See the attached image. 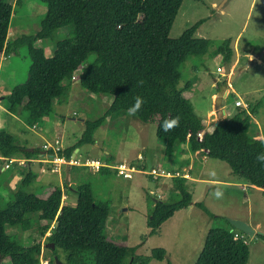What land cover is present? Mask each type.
<instances>
[{
	"label": "trees",
	"instance_id": "trees-1",
	"mask_svg": "<svg viewBox=\"0 0 264 264\" xmlns=\"http://www.w3.org/2000/svg\"><path fill=\"white\" fill-rule=\"evenodd\" d=\"M13 1L18 5L21 2L0 0V53H19L18 49L25 47L30 63L26 79L4 96L7 110L20 107L34 121L48 116L53 102L68 96L79 68L82 69L76 79L83 89L94 95L106 90L113 94L105 113L85 121L81 137L60 154L69 157L75 148L93 144V134L106 117L127 113L135 97L140 96L145 103L135 117L144 123H154L159 137L173 144H187L190 152L202 151L208 157L224 161L239 180L264 191V166L256 160L257 154L264 152V137L257 136L252 122L259 104L250 109L239 107L230 117L219 118L211 130H205L184 93L192 82L179 86L183 64L192 56L204 55L211 43L195 36L202 19L178 37H169L183 0H40L47 9L39 29L33 35L9 40ZM62 28H67L68 33L54 43L52 55L46 56L42 47L35 46L37 40L52 41L54 33ZM230 42L227 38L215 49L228 64L234 53ZM91 53L95 58L90 68H83ZM177 115L181 118L180 126L165 132L161 127L163 121ZM25 148L13 134L0 128L1 157L25 158L28 163L42 151ZM101 169L105 170L102 173L110 172L105 166ZM21 177L19 188L0 207V228L9 226L22 231L23 222L28 220L32 231L27 242L17 234L0 231V259L8 257L11 264H41L43 238L54 244V248L49 247L53 257L46 258L49 264L57 262L54 256L59 260L58 250L64 253L65 264H147L152 258H166L165 249L160 247L154 248L150 256L141 257L135 254L138 246L108 240L104 231L110 201L92 197L88 183L81 190L64 183L65 191L75 194V203L69 207L62 205V188L57 187L46 198H40L29 191L36 174L29 169ZM175 181L177 192L172 194L175 196L168 201H156L147 216L149 236L156 234L176 211L192 204L185 178L178 177ZM195 205L212 218L225 219L230 228H209L193 264H247V235L226 218L211 213L201 202ZM236 233L243 236L235 238ZM255 235L264 241V234ZM167 264H171L169 259Z\"/></svg>",
	"mask_w": 264,
	"mask_h": 264
},
{
	"label": "rangeland",
	"instance_id": "rangeland-1",
	"mask_svg": "<svg viewBox=\"0 0 264 264\" xmlns=\"http://www.w3.org/2000/svg\"><path fill=\"white\" fill-rule=\"evenodd\" d=\"M46 9V4L40 0H21L19 5L13 1V13L7 39L13 40L21 35H33L40 27ZM200 19L203 21L199 24L195 36L209 39L211 43L204 55L192 56L183 64L179 86L183 87L186 82H192V86L184 93L190 99L197 116L205 124V130L213 128L214 124L210 119L216 117L215 114V116L210 115L207 118V111L211 107L209 96L211 93L218 92L216 85L211 86L214 79L218 82H229L230 92L225 103L226 117H230L236 110L234 101L238 95L243 102L249 104L248 107L245 104L240 107L246 106L245 108L250 109L259 103L258 113L255 116L259 118V123L264 130V0H183L169 31V37H178L184 29ZM67 33V28L59 29L54 33L52 41L49 39L37 40L35 46L42 47L45 55L50 56L54 43L65 37ZM227 38L231 40L230 47L233 48L235 45L238 54V64L230 75L225 74L226 61L223 55L215 51L217 46ZM18 51L19 53L12 52L5 55L0 63V97L7 95L13 86L22 83L27 77L30 63L27 50L25 47H21ZM251 54L255 55L254 61L249 58ZM94 58L95 54L91 53L83 67L90 68ZM239 69L241 70L238 74L230 80V76ZM77 74L78 72L75 73V76ZM196 76L201 79L200 84H202L198 90H194V77ZM111 100L112 98H103L102 100L100 97L97 98L96 95L83 89L75 78L71 83L68 96L53 102L52 111L46 118V123L56 129V134L63 135L61 144L76 143L75 141L81 137L83 125H85L80 121L81 118L93 120L102 116ZM87 110L89 111L87 112ZM19 112L22 113L19 114ZM0 113L1 117L8 118L7 131L15 136L19 145H31L44 150L42 148L44 143H53L54 140L50 138L49 134H45V136L42 133L45 128L44 120L34 121L25 112L18 111L17 117L23 118L18 122L15 119H9L14 117L8 111L0 110ZM139 128L144 131V138L141 137L142 142L136 143L135 132L137 133ZM256 128L257 125L254 123L253 129L256 130ZM93 135L98 144L116 159L120 157L123 149H128L131 154L136 155V150H142L144 147L149 152L156 147L163 150L166 143L156 136L153 124L145 125L138 118L130 117L128 113L124 112L107 116ZM43 138L46 139L43 140ZM79 149L78 155L86 150H91L93 155L104 158L100 149H93L91 144H85ZM168 160L169 157H165L160 163L152 165L168 168L171 167V162L169 160V163ZM48 161L45 165L52 166ZM16 166L13 163L11 169L4 170L0 174V207L12 195L6 176L10 172H16ZM35 166H32L33 171H35ZM136 167L145 172H135L131 179L116 175L112 169L109 173L91 174L92 171L89 170V174L80 175V180L83 179L89 184L92 197L97 200L110 201L105 229L107 239L128 246H138L135 254L141 257L150 256L154 248L165 249L166 258L163 260L152 258L147 264H167V259L171 264H193L203 247L207 230L211 227L230 228V225L223 218L210 217L194 204L188 209L180 211V219H177L179 213H175L162 225L160 232L149 236L146 220L153 210L155 202L168 201L175 195L165 198L167 197L165 193L162 196L161 190H158L162 179H156L149 175L150 168ZM29 169L27 165L23 166L20 175L22 176L23 172L27 173ZM169 171L173 173L174 170ZM191 174V176L201 179L199 181L187 180L193 200L201 202L211 213L227 220L229 218L239 219L251 226L258 223L256 233L264 234V191L261 188H256L245 180L235 177L228 178L229 165L211 157L206 160L195 157ZM55 181L56 179L52 181V185ZM223 181L233 184H224ZM37 183L38 179L31 183V187H35ZM59 184L56 181L55 185ZM218 185L223 186L225 193L223 199H216L212 195ZM165 186L172 188L170 183ZM31 187H29V191L33 189ZM71 198V195L66 197L63 205H66ZM185 214H188V217ZM49 222L52 227L54 220L51 219ZM0 231L2 234H17L22 241L27 242L32 229L29 221L25 220L22 224V231L9 226L1 227ZM246 239L249 245L247 264H264V241L257 235L247 236ZM46 243L48 242L43 238L40 256L43 259L53 257L51 248L49 245H45ZM58 254L59 264H65L64 253L58 250ZM0 264H11V262L8 257H4L0 259ZM51 264H57V262Z\"/></svg>",
	"mask_w": 264,
	"mask_h": 264
},
{
	"label": "crops",
	"instance_id": "crops-1",
	"mask_svg": "<svg viewBox=\"0 0 264 264\" xmlns=\"http://www.w3.org/2000/svg\"><path fill=\"white\" fill-rule=\"evenodd\" d=\"M232 49L234 51L233 55H235V56H234V59H231L230 64H228L229 65V74L228 75H230L233 72V70L236 68V65L238 64V54L236 53L235 45H234V47ZM4 58H5L4 53H0V63L3 61ZM232 58H233V56H232ZM249 58L252 59V61H254L255 60V55L251 54L249 56ZM81 69L82 68H79L76 72L79 73L81 71ZM75 78H76V76H75ZM200 83H201V79L198 76L194 77V85H195L194 90H198V89L201 88L202 84H200ZM223 83H226V82H224V81L218 82L216 79H214V83H212L211 86L214 87L216 85V88H217V91H218L220 85H222ZM226 84H227V90H228V94H229V92H230L229 82H227ZM9 92H10V90H9ZM8 94L9 93H7V95ZM112 95H113L112 91L110 92V90H106L105 93L98 94V95H96V97L97 98L100 97L101 100H102L103 98L110 99V98L113 97ZM216 97H217V92L211 93L210 96H209V99L211 100V105H210L211 107L207 111V118L210 117V115H214L215 116L214 102L216 100ZM2 99H4V96L0 97V110L1 111H8V113L12 117H14V118H9V119H11V120L15 119L16 121L20 122V120H22L23 118L17 117L18 116L17 113H18V111H22L21 108L18 107L14 111L6 110L7 109L6 100L5 99L2 100ZM68 99H69V97H68ZM237 99L241 100L242 106H244V104L247 107L249 106V104L243 102L242 98L240 96H238V95L235 98V100H237ZM239 107L240 106H236V110ZM240 108H243V107H240ZM224 109H225L224 116H226L227 115L226 105H224ZM246 109H249V108H246ZM236 110L234 111V113L236 112ZM88 111L89 110H87V112ZM21 113L22 112H19V114H21ZM257 113H258V109H257ZM256 114H254L252 116V122H253V124L255 123V125H257V128L255 130L256 134H258L257 136L263 138L264 137V130L262 129V127H261V125L259 123V121H260L259 118H257L255 116ZM47 117L48 116L42 118V120H44L43 122H44V126H45V128L42 131V133L44 135L45 134H49L51 136L50 138H53V140L58 138L60 140L59 144L61 146V150L74 145L75 143H72V144H64L63 143V144H61L62 139H63V135L62 134H56L55 133L56 129L53 128L49 123H46V118ZM7 119L8 118H3L0 115V128H4V129L7 130V126H8ZM88 120H89L88 118H81L80 121L83 124H85V121H88ZM210 120L213 122V124H215V121L219 120V119H217L215 117L214 119L211 118ZM146 124H153L156 136L158 138H160L161 140H164L166 142L163 150H162V148L156 147V148H152L151 151L149 152L148 150H145L146 147H144V148L141 147L143 149L142 150L141 149L140 150H136L137 151L136 155H133V154H131V151H129L128 149H123V151L121 152L120 157H118L116 159L109 151L104 150V148L101 147L98 144L97 140L94 139V142H97V143L91 144V147H93V149H98L99 148L100 151H101V154L104 156V158H102L100 156H97V155H93V151H91V150L90 151L86 150L82 154L78 155L80 147L75 148L73 150L71 156H75L76 158H81V159H84V158H96V159L103 160L107 164V166H105V167H107L109 169H112L115 172V174H116V171L112 168V166L114 164L118 163V162L126 161L127 163H129V164H131V165H133L135 167L136 166H141L142 168L147 169V168L154 167L155 165H152L153 163H160V161L163 158H165V157L168 158L169 157V160L171 162V167H168V168H164V167H160V166H157V167H159V168H161V169H163L165 171L174 170L173 172H179L181 174V176L179 178H185L186 185H187V180H189V181H199V180H201L199 178L191 176L192 175L191 174V170L193 168L194 158L195 157H201L202 159L206 160V159H209V157L206 156L205 153L202 152V151L190 152L188 150V145L187 144H173V143H170L169 141H166L164 138L159 137L158 132H157V127H156V125L154 123H145V125ZM84 128H85V125H83L82 132H83ZM141 128H139L140 130H137V133L135 132V135L137 136V139H135L136 143L142 142L140 140L141 137L144 138V136H143V132L144 131H142ZM44 139H46V138H43V140ZM27 147L33 148V146H31V145H27L26 148ZM42 151L44 153L40 152V155H38L37 157H33V158L29 159L30 161L28 163L24 162V163L18 164L16 162H13L15 165H17L15 167L16 172H10L6 176L7 177V179H6L7 180V184L9 186V190L12 193H14L20 186V183L22 181V177L20 175V171L22 170V167L25 166V165H27L30 168V170H32V166L36 165L35 168H34L35 171H33V170L32 171L36 174V178L34 179V181L38 179V183L35 185V187H31L32 185H30V187L33 188L31 190V192H33L35 195H37L40 198H46L52 192V190H54L57 187H60L63 190H65V188L63 187L64 186V182H68V184L72 185V186L74 185V188L76 190H81L84 187L83 185L86 182L83 179L80 180L81 179L80 175L83 176V174H87V173L89 174L90 173L89 169H86V168H83V167H78V166L63 165V166H61V170L60 171H58V172H54L53 171L52 172L51 171V167L52 166L49 167V166L45 165L47 163V161L50 160L49 158H50L51 154L48 153L49 151H47V150H42ZM12 158H19V157H12ZM157 158H162V159L158 160ZM20 159H23L24 161H26L25 158H20ZM169 160H168V162H169ZM0 161H1L0 164H3V168L0 170V174L4 170H9V169L12 168L13 163H11L8 168H5L4 167V162H6V161H4L2 159H0ZM157 161H159V162H157ZM18 170H19V172H18ZM142 171L145 172L144 170H137L135 172H140L141 173ZM101 172H105V170H102L100 168L99 171L91 172V174H97V173H101ZM135 172H133V174ZM133 174H132V177H133ZM230 174L227 176L228 178L235 177L236 179H238L235 175H233L231 173V171H230ZM131 178H126V179H131ZM159 178H161L162 180L159 183L158 190H161L160 193H161L162 196H164V194L166 193L167 197H165V198H169L168 197L169 195H172V194H174L175 191H177V183L175 181L176 178H173V177H159ZM54 179H56V181H58V183H60V184L59 185H55L56 184V181H55V183H53V185H52V181ZM168 179H171V180H168ZM223 182H224V184H228V185L233 184L232 182H228V181H223ZM167 183H170V187H172V188L166 187L165 185ZM243 188H245V186H243ZM256 188H258V187H256ZM69 195H71L72 198L66 204V206H69V207L71 206L72 207L74 205V203H75V195L72 192L71 193H67L66 191H63V195H62L63 198H62L61 202H62V205H63L64 199H66V197H69ZM195 202H196V200L192 199V204H190L189 206L194 205ZM188 207H186L184 209H188ZM184 209H180V210L175 212V213H179V216L177 217V219H180V211L184 210ZM185 215H186V217H188V214H185ZM170 218H168L166 221H164L160 225L159 229L157 230V233L160 232V229L162 230V225L165 222H167ZM106 222H107V220H106ZM257 226H258V223L256 225H254V226L252 225V227L255 229V231L257 229ZM105 229H106V224H105ZM104 232H105V235H106V231H104ZM116 243H119V242H116ZM119 244H121V243H119Z\"/></svg>",
	"mask_w": 264,
	"mask_h": 264
},
{
	"label": "built area",
	"instance_id": "built-area-1",
	"mask_svg": "<svg viewBox=\"0 0 264 264\" xmlns=\"http://www.w3.org/2000/svg\"><path fill=\"white\" fill-rule=\"evenodd\" d=\"M219 70V68H217ZM75 77V76H74ZM235 106H242V102L240 99L235 100L234 102ZM246 107V106H245ZM198 137H202V132L198 133ZM60 140L56 138L54 142H47L43 144L42 148L44 150L49 151L50 155V163L52 165L51 171L53 172H58L61 170V166L63 165H71V166H78V167H83L86 169L91 170L92 172H97L100 170L101 167L107 166V164L100 159L96 158H76L75 156H69L65 157L64 155L60 154L59 151H61V146H60ZM0 159L6 161L4 162V167L8 168L11 163L16 162L18 164L24 163L25 161L20 158H5L1 157ZM112 168L116 171L117 175L123 176L124 178H131L133 172L137 171L138 169L127 163L126 161L118 162L112 166ZM143 172V171H142ZM149 175H152L153 178L158 179L159 177H173V178H178L181 176L179 172H170V171H165L159 167H152L148 171ZM63 198V196H62ZM243 236L242 234H235V238ZM40 263L41 264H48L47 259H43L40 257Z\"/></svg>",
	"mask_w": 264,
	"mask_h": 264
},
{
	"label": "water",
	"instance_id": "water-1",
	"mask_svg": "<svg viewBox=\"0 0 264 264\" xmlns=\"http://www.w3.org/2000/svg\"><path fill=\"white\" fill-rule=\"evenodd\" d=\"M240 70L241 69L237 70L234 74H232L230 76V80H232L238 74V72ZM225 74L226 75L229 74V65L227 62H225ZM227 95H228L227 84L223 83L219 87V90L217 92V97H216V100L214 102V109H215V114H216L217 119L224 117V114H225L224 105L226 102ZM217 123H218V120L215 121L214 125H216ZM25 150L33 151L34 149L27 147V148H25ZM41 152L44 153L43 151H41ZM2 168H3V164H0V170ZM228 221L234 228L242 231L244 234H246L249 237L254 236L256 233L255 229L250 224H248L247 222H245L243 220L229 218ZM45 245H49V247L54 248V244L52 242L46 243ZM54 260L57 261V264L60 263L56 256H54Z\"/></svg>",
	"mask_w": 264,
	"mask_h": 264
},
{
	"label": "clouds",
	"instance_id": "clouds-1",
	"mask_svg": "<svg viewBox=\"0 0 264 264\" xmlns=\"http://www.w3.org/2000/svg\"><path fill=\"white\" fill-rule=\"evenodd\" d=\"M145 101L143 99V97L140 96H136L135 100H134V104L128 108L127 113L130 117H135L137 115V113L141 110V108L143 107ZM180 116L177 115L173 118L170 119H165L163 121V124L161 125V127L163 128V130L165 132L168 131H172L175 128L180 126ZM256 160L257 162H259L262 166H264V152L258 153L256 156ZM212 195L214 196V198L216 199H223L225 196L224 190H223V186H216Z\"/></svg>",
	"mask_w": 264,
	"mask_h": 264
}]
</instances>
